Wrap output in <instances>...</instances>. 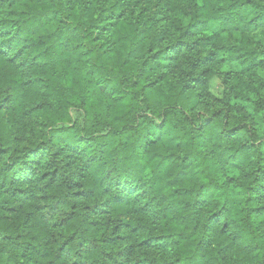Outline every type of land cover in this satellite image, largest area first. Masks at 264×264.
<instances>
[{
  "label": "trees",
  "instance_id": "16d2710c",
  "mask_svg": "<svg viewBox=\"0 0 264 264\" xmlns=\"http://www.w3.org/2000/svg\"><path fill=\"white\" fill-rule=\"evenodd\" d=\"M0 264H264V0H0Z\"/></svg>",
  "mask_w": 264,
  "mask_h": 264
},
{
  "label": "rangeland",
  "instance_id": "374dc122",
  "mask_svg": "<svg viewBox=\"0 0 264 264\" xmlns=\"http://www.w3.org/2000/svg\"><path fill=\"white\" fill-rule=\"evenodd\" d=\"M225 69L221 68L220 71L223 72ZM209 90L216 96H221L224 86L220 76H214L210 79L209 83Z\"/></svg>",
  "mask_w": 264,
  "mask_h": 264
}]
</instances>
